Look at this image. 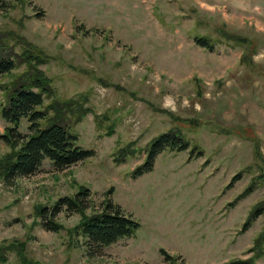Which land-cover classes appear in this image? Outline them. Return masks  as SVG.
Returning <instances> with one entry per match:
<instances>
[{
    "label": "rangeland",
    "instance_id": "rangeland-1",
    "mask_svg": "<svg viewBox=\"0 0 264 264\" xmlns=\"http://www.w3.org/2000/svg\"><path fill=\"white\" fill-rule=\"evenodd\" d=\"M2 1L11 8L0 11V57L18 64L0 77V135L3 86L25 76L29 50L52 80L44 108L70 99L89 108L71 128L94 155L11 182L0 172V264H264V213L244 229L264 207V0ZM172 129L189 149L167 148L135 176ZM128 145L133 157L117 165ZM12 153L0 139V170ZM81 187L87 215L110 201L140 228L90 254L81 213L63 209L60 232L43 227L38 209Z\"/></svg>",
    "mask_w": 264,
    "mask_h": 264
},
{
    "label": "trees",
    "instance_id": "trees-1",
    "mask_svg": "<svg viewBox=\"0 0 264 264\" xmlns=\"http://www.w3.org/2000/svg\"><path fill=\"white\" fill-rule=\"evenodd\" d=\"M10 8V4L0 0V11ZM196 44L209 50L214 47V43L207 37L197 38ZM3 48L0 43V50ZM28 51L21 55L27 65L25 76L18 84L5 85L2 89L6 100L1 107V116L6 127L0 139L13 151L0 170L5 182L36 175L47 161L61 171L94 155L93 151L79 145V135L71 128V120L80 122L90 111L89 108L75 99L64 102L56 100L44 108L46 99L53 95L52 80L39 68L40 56H36V62L31 59L33 55L28 54ZM17 60L18 56L15 54L0 57V77L16 70ZM26 121L29 132L24 134L21 129ZM107 135L111 136L112 132L109 131ZM149 146L145 162L134 171L135 176L152 171L157 156L163 150L170 148L173 151H185L189 149L191 142L182 131L172 129L159 135ZM134 153L135 149L128 145L117 151L114 160L117 165L124 164ZM91 204L90 190L81 187L74 196L61 197L50 208L40 207L38 215L41 225L50 231L60 232L62 226L54 219L63 209L81 213L83 220L76 231L84 238L90 254H93L91 249L102 251L123 239L131 238L140 228V223L110 201L100 212L87 215L85 211ZM263 213L264 207L256 208L244 229L247 230L251 221ZM162 252L165 253L164 250Z\"/></svg>",
    "mask_w": 264,
    "mask_h": 264
}]
</instances>
